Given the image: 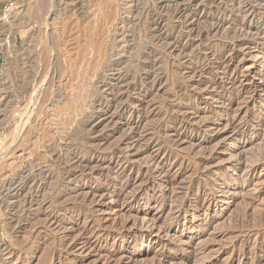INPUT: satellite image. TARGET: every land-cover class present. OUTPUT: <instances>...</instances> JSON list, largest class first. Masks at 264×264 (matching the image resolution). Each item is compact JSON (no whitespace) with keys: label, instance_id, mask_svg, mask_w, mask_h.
<instances>
[{"label":"rangeland","instance_id":"374dc122","mask_svg":"<svg viewBox=\"0 0 264 264\" xmlns=\"http://www.w3.org/2000/svg\"><path fill=\"white\" fill-rule=\"evenodd\" d=\"M189 1L0 0V264H165V258L255 264L228 261L231 251H223L237 242L246 253L264 252V0ZM169 3L172 10L192 5L195 28L229 6L225 19L234 27L190 38L184 18L168 20ZM250 4L256 12L249 18L238 9ZM160 28L170 43L192 42L193 55L169 53ZM145 69H152L146 89L131 92L125 112L119 110L112 100L117 88L103 83H115L114 70L132 83ZM38 88L37 122L19 142ZM96 102L108 110L98 111ZM168 115L178 121H166ZM95 118L100 124L89 131L86 124ZM159 125V141L169 140L172 152L151 149L166 160L165 170L148 195L133 199L144 181L123 164L143 158L137 154L152 143L147 138L158 136L153 129ZM177 134L198 143L175 142ZM75 156L95 168L68 176ZM238 159L242 170L234 165ZM248 168L256 174L248 176ZM178 176L181 182L171 185ZM125 177L129 187L120 180ZM11 183L23 186L19 198H9ZM234 186L233 194L225 192ZM181 201L191 205L176 216ZM244 215L242 233L237 219Z\"/></svg>","mask_w":264,"mask_h":264},{"label":"bare ground","instance_id":"6f19581e","mask_svg":"<svg viewBox=\"0 0 264 264\" xmlns=\"http://www.w3.org/2000/svg\"><path fill=\"white\" fill-rule=\"evenodd\" d=\"M169 1H171V0H169ZM192 1V0H191ZM191 1H189V2H191ZM195 1V0H194ZM168 3V2H167ZM178 3V2H177ZM180 3V2H179ZM164 4V3H163ZM189 4V3H188ZM192 4V3H191ZM162 5V4H161ZM164 6V5H163ZM171 5H170V3H169V5L167 6V8H166V10H165V8H164V10L166 11V15H167V18H168V20L169 19H173L174 17H178V18H184V20H185V28H186V34H187V36H189L190 38H192L193 36H196V37H199V38H206V37H208V36H210L212 33H217V32H221V31H223V30H227V31H229V29H228V26L230 27V28H233L234 26H232L231 25V21H228V20H226L225 18H226V13L228 12L227 10L229 9V6H226L224 9H223V14H220V17H215V18H213L212 19V21L211 22H209V25L208 26H203V27H200V28H195V23H196V21H198L199 20V17H195V14H193L192 13V10L190 9V7L192 6V5H189V6H186V7H184V6H180V5H178V7L176 8V9H171V7H170ZM207 6H209V4H207ZM192 8V7H191ZM255 9H256V6L255 5H249L248 7L246 6H243L242 8H240V9H238L239 11H241L242 13H244V16L245 17H249L250 18V16L254 13V12H256L255 11ZM161 11H162V9H161ZM164 14V13H163ZM157 15V14H156ZM161 15H162V13H161ZM163 17V16H162ZM161 18V17H160ZM159 19V18H158ZM161 20V21H160ZM160 20H156V22H154L155 23V27H157V28H159L160 26H162V25H160L161 23H162V21H163V19H160ZM252 21V20H251ZM250 21V22H251ZM163 28H160V33H159V35H158V37L160 38V42L161 43H163L162 41L164 40V45L165 46H167L168 47V49L170 50L169 51V53H172L173 55H175V56H177V57H179V58H181V59H186L187 57H189L190 55H193V54H191V52L189 51V49L191 48V46L193 45V43L192 42H190V43H186V44H179V43H177V42H172L171 41V43L170 42H168V40H167V38H166V36H168V34H167V32H163V30H162ZM235 30H238V29H235ZM240 32L241 31H245V28H244V26H241L240 27ZM158 34V33H157ZM163 45V46H164ZM166 47V48H167ZM167 49V50H168ZM194 53V52H193ZM195 56V55H194ZM192 57V56H191ZM206 60V59H205ZM205 60H202L201 59V61H205ZM53 66V65H52ZM194 68H196V67H194ZM193 68V71H196L197 69H194ZM113 69V68H112ZM117 69H119V68H117ZM152 70V69H151ZM151 70H149V69H145V70H143V72L139 75V77H138V79H136V81H135V79L133 80L134 82H132V83H127L126 81H129L127 78H126V75L121 71V70H114L113 71V77H114V79H115V83H109V82H104L103 83V86H108L109 87V89H111L112 91L115 89V88H117V91H116V95L115 96H113V98H112V100L113 99H116L117 100V104H118V108H119V110H125V107H126V105L129 103V94L131 93V92H134V91H143L144 89H146V87H147V83H146V80H147V78L149 79V77L152 75V71ZM154 70V69H153ZM155 71V70H154ZM141 72V71H140ZM153 75H154V73H153ZM158 75H156V77H157ZM53 78H54V76H52ZM155 77V78H156ZM58 78V77H57ZM136 78V77H135ZM98 79H100V78H98ZM54 80V79H53ZM1 81V80H0ZM45 82H44V84L46 83V80H44ZM50 82V81H49ZM52 82H55V81H52ZM51 82V83H52ZM54 84V83H53ZM113 84V85H112ZM124 84V85H123ZM38 86V85H37ZM40 87V86H39ZM41 87H42V85H41ZM37 89V88H36ZM39 90H36V97H35V100H34V107H32L30 110H29V112H28V115L26 116V118L24 119V121H23V124L21 125V126H19L20 127V129H19V132L18 133H20L19 134V136L21 135V136H25L24 134L25 133H28V131L30 130V129H33V127H32V125L34 124V122L36 121L37 122V118L35 119V117L37 116L36 115V111H38L39 109H38V107H39V103H40V101H41V97H42V95H43V89L42 90H40L41 88H38ZM46 89V88H45ZM54 89H57V88H54ZM0 90H2V89H0ZM46 91H44V93H45ZM41 93H42V95H41ZM190 93V92H189ZM46 94V93H45ZM55 95V94H54ZM195 98H198V95L197 94H192ZM45 98V97H44ZM188 98V97H187ZM190 98V97H189ZM43 100V99H42ZM43 102V101H42ZM106 102V101H105ZM98 105H97V107L99 108L98 109V111H104V110H108L107 109V104L106 103H103V102H96ZM32 104V103H31ZM28 107H29V105H28ZM40 107H42V105H40ZM28 109V108H27ZM38 109V110H37ZM97 111V112H98ZM97 112H95L94 114H93V116L95 117L96 116V113ZM125 112V111H124ZM141 113H143L142 111H141ZM238 114V113H237ZM165 115H166V113H165ZM39 116V115H38ZM101 116H104V115H101ZM100 116V117H101ZM93 117V118H94ZM165 117V116H164ZM109 117H106V119H108ZM166 121H178V118L177 117H174V116H170V115H168L167 117H166ZM184 119V118H183ZM234 119V118H233ZM162 120V119H161ZM182 121V123H184L185 124V126H186V123L187 122H189L188 120H187V118H186V121H185V119L184 120H181ZM100 123L97 121V119L95 118V119H91L90 121H88L87 122V124H86V126L87 127H89V131H93L98 125H99ZM35 126H36V124H35ZM127 126L129 127V129H133V128H135L134 126H140V124H138V125H131V124H127ZM32 127V128H31ZM127 127V128H128ZM27 129H28V131H27ZM126 129V128H125ZM161 129L162 128H160V125L159 126H155L154 127V129H153V134L154 133H156L158 136L156 137V138H154V135H153V137H151V138H147L146 140H151L152 138H153V141H152V143L151 144H149V145H145V146H142L141 147V151H140V153H138L137 154V156H140L142 159L141 160H136V159H134V161L132 160V159H128L126 162H125V164H123V171L124 172H126V171H132V170H137L138 171V173H141V175L140 176H142V179H143V181H144V187H142V188H137V190L135 191L134 190V192L135 193H133V195L131 196V198L133 197V199H138L139 197H145L146 195H148V192L150 191V188L151 189H153V187L155 186V183L156 182H158L157 181V178H156V176H157V174L158 173H160V172H163L164 170H165V167H166V160L165 159H162V158H160L159 157V155H157V154H154V155H152V154H150V151H151V149L152 148H155V146L156 147H158L157 149L158 150H162L163 151V149L164 150H169L168 152H170V154H171V152H172V145L170 144V142H169V140H166V141H159V139H160V135H161ZM200 130V129H199ZM27 131V132H26ZM163 131V130H162ZM177 131V130H176ZM30 133V132H29ZM159 133H160V135H159ZM17 133H15V135H16ZM127 134V133H126ZM166 134V133H165ZM169 134V133H168ZM141 135V134H140ZM20 136V139L22 138ZM26 136H30V135H26ZM164 136V135H163ZM17 137V136H16ZM178 139H173V141H175V142H178V140H182V142L183 141H188V142H191V143H193V145L194 144H196V143H198L197 141H195V139H187L188 137H186V135H183V134H177V136H176ZM26 138H28V137H26ZM25 137H23L22 139H26ZM163 138V137H162ZM22 139L21 140H19V142L20 141H22ZM131 138H126L125 139V142L126 141H128L129 142V140H130ZM166 139V138H165ZM15 140V137H14V139H13V141ZM17 140H18V138H17ZM198 140V139H197ZM200 140V139H199ZM16 141V140H15ZM14 141V142H15ZM138 142H140L141 141V138L139 139V140H137ZM17 142V141H16ZM124 142V143H125ZM127 142V143H128ZM187 142V143H188ZM196 142V143H195ZM13 143V142H12ZM84 143V142H83ZM87 143V142H86ZM143 143V142H142ZM141 143V144H142ZM202 143V142H201ZM85 144V143H84ZM88 144V143H87ZM134 144V143H133ZM179 144V143H178ZM190 144V143H189ZM20 145V144H19ZM86 145V144H85ZM94 145V144H93ZM200 146V145H199ZM93 147V146H92ZM127 148V147H126ZM13 149V148H12ZM113 149V148H112ZM180 149V148H179ZM90 151V150H89ZM136 151V150H135ZM13 152V151H12ZM112 153H111V155L112 156H115L116 155V153L118 152V150H112L111 151ZM210 152V151H209ZM126 154V153H125ZM198 154V153H197ZM210 154V153H209ZM208 157H210V156H208ZM129 158V157H128ZM125 159V158H124ZM144 159V160H143ZM149 160V161H148ZM196 160V159H195ZM73 161V162H72ZM183 161V160H182ZM131 162V163H130ZM201 162V161H200ZM147 163H152L153 164V167L151 168V167H149L150 165H148L147 166V168H146V170H145V172L146 173H143V170H142V167H143V165L145 164H147ZM206 164V163H205ZM233 165V164H232ZM234 165H236V167H239V169L240 170H242V168H243V162H242V160L241 159H238V160H236V161H234ZM245 165H246V163H245ZM195 166V165H194ZM202 166V165H201ZM245 167V166H244ZM67 168V167H66ZM86 168H91L92 170H93V168H95L94 166H91L90 165V163H84L83 162V160L82 159H80L78 156H75L73 159H71V164L69 165V168L67 169V171H66V173H67V175L68 176H72L73 175V173L76 171V170H81V171H84ZM187 167H185V169H186ZM195 168V167H194ZM189 169V168H188ZM249 170H248V172L246 173L248 176L250 175V176H254L256 173H255V170L254 169H251V168H248ZM92 172V171H91ZM246 172V171H245ZM166 173H168V172H166ZM123 174V173H122ZM246 174H245V176H246ZM125 176V175H124ZM148 176V177H147ZM168 176H170V174L168 173ZM244 176V175H243ZM247 176V177H248ZM138 177V176H137ZM144 177V178H143ZM173 177V176H172ZM181 177V176H180ZM184 177V176H183ZM20 178V177H19ZM23 178H24V176H23ZM25 178H26V176H25ZM174 178V177H173ZM172 178V180L170 179L169 181H170V184L171 185H173V186H175V184H176V182H177V180H179V176H178V179H173ZM22 179V178H21ZM20 179V181H22ZM136 179V178H135ZM141 179V180H142ZM26 180H28V179H26ZM119 180V179H118ZM121 181H122V183L124 184V182H125V185L127 184L128 185V187L130 186V184H131V181H130V179L128 180V177H125L124 179L123 178H121L120 179ZM19 181V182H20ZM142 181V182H143ZM180 182H181V180H179ZM200 181H201V179H200ZM17 182H18V179H17ZM24 182H25V180L23 181V184H24ZM179 182V183H180ZM191 182V181H190ZM195 182V181H194ZM198 182V181H197ZM135 183V182H134ZM141 183V182H140ZM8 184V183H7ZM14 184L15 183H11L10 185H9V188L7 189V191L8 192H10L12 189H11V187L14 189V193H13V195L11 196V197H9L10 199L11 198H19L20 197V193H21V190H22V187L23 186H20V184H17V186L16 187H14ZM22 184V183H21ZM136 184V183H135ZM158 184V183H157ZM178 184V183H177ZM193 185H194V183H193V181H192V184L190 185V186H188L186 189V191H191L192 190V187H193ZM3 186H5V184L3 185ZM29 186H30V184H29ZM35 186V185H34ZM204 186V185H203ZM238 185L236 184V187H237ZM240 186V185H239ZM128 187H126V188H124V189H122V191H120L119 193L120 194H124V192H126V190H127V188ZM6 188H7V186H6ZM9 189H11V190H9ZM30 189V188H29ZM176 189V188H175ZM3 190V189H2ZM132 190V189H131ZM182 190V189H181ZM206 190V189H205ZM5 191V190H4ZM198 191H200V187L198 186ZM236 191V188H235V186H234V189H227L225 192L226 193H228V194H233L234 192ZM3 192V191H2ZM94 192H95V190H88V191H86L85 192V194H87V195H93L94 194ZM177 192V191H176ZM6 194H7V192H5ZM188 193V192H187ZM2 194V193H1ZM23 194V193H22ZM130 194V193H129ZM132 194V193H131ZM176 194V193H175ZM10 195V194H9ZM86 195V196H87ZM172 195V194H171ZM3 196H5V195H3ZM173 196H174V194H173ZM185 196H187V195H185ZM185 196H183V197H185ZM189 196V195H188ZM2 197V196H1ZM6 197H8V196H6ZM5 197V198H6ZM182 197V198H183ZM3 199V198H2ZM169 199V198H168ZM171 199H172V197H171ZM170 199V200H171ZM177 199V198H176ZM178 199H179V197H178ZM16 200V199H15ZM14 200V201H15ZM117 200V202H120L121 201V197L120 198H118V199H116ZM167 200V199H166ZM180 200H181V198H180ZM182 200H184V199H182ZM13 201V200H12ZM30 202H31V200H30ZM176 202V201H175ZM180 202V201H179ZM182 202V201H181ZM8 203V202H7ZM18 203V202H17ZM16 202L15 203H13L12 204V206H16L15 204H17ZM126 203V202H125ZM162 203H163V201H162ZM249 203V202H248ZM186 203H185V201H184V203L182 202V204H180V206L176 209V216H179V215H181L183 212H188V210H189V207H190V205L188 206V205H185ZM251 203H249V204H247L248 206L250 205ZM27 205V204H26ZM30 205V204H29ZM172 205V204H171ZM177 205V204H176ZM9 206V205H8ZM129 206V205H128ZM127 206V207H128ZM25 207V206H24ZM199 207V206H198ZM15 208V207H14ZM13 207L11 208V209H14ZM250 208V207H249ZM264 209V208H263ZM247 210V209H246ZM129 212V211H128ZM174 212H175V210H174ZM244 213H245V211H243ZM127 213V212H126ZM195 213H196V211H195ZM195 213H193L194 215H195ZM129 214V213H128ZM133 214V213H132ZM263 214V213H262ZM261 215V214H260ZM239 217V216H238ZM246 216L244 215L243 217H240L239 219H237V221L238 222H240V224L238 223V225H239V229L241 230V232H242V230L243 229H241V227L243 228L244 226H243V224L245 223L246 224V218H245ZM137 218V217H136ZM260 219H261V216H259V221H260ZM22 221V220H21ZM20 221V222H21ZM250 221V220H249ZM263 221V220H262ZM262 221H260V222H262ZM130 222V221H129ZM256 221H254V224L256 225L257 223H255ZM128 223V222H127ZM250 223V222H249ZM249 223H248V225H249ZM263 223V222H262ZM259 224H261V223H259ZM247 225V226H248ZM263 225V224H262ZM133 227V226H132ZM253 227V226H252ZM262 227V226H261ZM130 228V227H129ZM203 228V227H202ZM131 229V228H130ZM133 229V228H132ZM251 229V228H250ZM249 229V230H250ZM252 229H254V228H252ZM246 230V229H245ZM258 230V229H257ZM166 231V233H167V230H165ZM244 231V230H243ZM256 231V230H255ZM263 231V230H262ZM134 232L136 233V237L138 236V237H140V235L142 234V229H141V227L139 228L138 227V229L137 230H134ZM205 232V231H204ZM227 232V231H226ZM239 232V231H238ZM240 232V233H241ZM250 232V231H249ZM243 233V232H242ZM224 234V233H223ZM229 234H231V233H229ZM232 235V234H231ZM237 235V234H236ZM260 235V234H259ZM164 236V235H163ZM246 236V235H245ZM244 236V237H245ZM255 236H258V235H255ZM239 239V238H238ZM80 240L82 241V240H84V234H82V237L80 238ZM243 240V239H242ZM237 241V240H236ZM192 242L193 241H191V242H188L185 246H182V248H186V246L188 245V246H191V244H192ZM178 243V242H177ZM242 243V242H241ZM172 245H176V244H172ZM56 246V245H55ZM169 247V246H168ZM167 247V248H168ZM61 248V247H60ZM244 248V247H243ZM243 248L242 247H240V246H238V243L237 242H234L233 244H231V246L229 247V249L228 250H224L223 251V254H225V253H228L229 251H231V258L229 257L228 259H230V260H228V261H231V262H233V261H235V260H239V261H244V262H246L247 260H251V262L252 263H255V264H259V262L261 261V260H264V252H262V251H260V250H257V252H255V251H250L249 250V252H245L244 250H243ZM54 249V248H53ZM248 249V248H247ZM256 249V248H255ZM164 251V250H163ZM10 253V252H9ZM197 254V253H196ZM130 258V257H129ZM163 258V257H162ZM227 258V257H226ZM111 259V258H110ZM159 259V258H158ZM162 260V259H161ZM160 261V260H159ZM189 261H191V258H188V259H184V260H180V259H176V258H165L164 259V262H165V264H189ZM203 262V261H202Z\"/></svg>","mask_w":264,"mask_h":264}]
</instances>
